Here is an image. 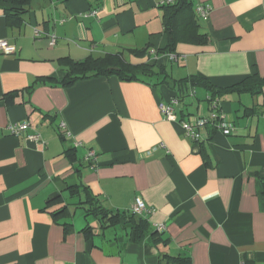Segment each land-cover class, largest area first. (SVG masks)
<instances>
[{"label":"crops","instance_id":"crops-1","mask_svg":"<svg viewBox=\"0 0 264 264\" xmlns=\"http://www.w3.org/2000/svg\"><path fill=\"white\" fill-rule=\"evenodd\" d=\"M159 2L31 0L7 16L13 5L0 0V38L16 46L0 52V264H164V254L188 264H264V88L213 96L232 129L209 127L194 141L182 123L209 115L211 91L178 86L190 75L218 88L264 77V0H191L177 23L186 39L169 52ZM198 3L211 6L206 18ZM106 54L169 75L153 76L162 81L154 85L113 74L61 84L60 58ZM160 102L172 105V119ZM19 122L27 129L11 134ZM89 195L122 212L141 198V216L165 245L86 215Z\"/></svg>","mask_w":264,"mask_h":264},{"label":"trees","instance_id":"trees-1","mask_svg":"<svg viewBox=\"0 0 264 264\" xmlns=\"http://www.w3.org/2000/svg\"><path fill=\"white\" fill-rule=\"evenodd\" d=\"M13 5V8L6 11L7 16L14 15L16 13H22L28 8V4L31 0H4ZM90 6H96L100 4L101 0H88ZM168 12L164 15V24L165 30L169 35V44L162 49V51H172L175 45V42L179 39H186V33L180 34V30L177 25L178 20L181 18H186L190 16V6L191 0H176L172 5H164ZM13 11V13L10 12ZM193 25V24H192ZM192 25H188L192 26ZM192 28V27H190ZM188 32V30H187ZM61 65L66 67V73L61 84L69 85L74 83L79 79L89 78L99 75H116L124 80H143L148 84H156L165 81V77L169 74L164 68H153V65L140 63V64H130L125 62L120 54H106L103 57H92L88 56L81 60H73L68 57H63L59 59ZM164 75L162 81L155 82L153 84V76ZM188 82L191 86H202L210 89L211 96L209 95V100L214 99L213 96L221 95L224 92L235 90V91H249L251 93H259L264 88V77L259 75L249 76L243 79L240 83L232 85L228 88H218L212 85L206 78L200 77L198 75H190L188 78H182L178 80V86L180 90H185ZM220 109V107H219ZM216 129L212 125L207 128ZM90 198L86 200L88 206L86 208V215L91 214L94 217L98 218V221L102 225L104 223L114 224L122 222L124 225L129 224L133 229L135 238L143 237L145 234L149 233L153 237V242L158 246V243L162 242V245H165L166 238L163 237L162 233H159L157 230H149V224L145 218L141 215H137L132 212H122V211H113L106 209L101 205H94L96 202L92 195H89ZM86 227L85 229H88ZM162 257L166 258L164 264H188L189 261L186 257L182 256H169L164 254Z\"/></svg>","mask_w":264,"mask_h":264},{"label":"built area","instance_id":"built-area-1","mask_svg":"<svg viewBox=\"0 0 264 264\" xmlns=\"http://www.w3.org/2000/svg\"><path fill=\"white\" fill-rule=\"evenodd\" d=\"M176 2V0H160L161 5H172ZM195 10L197 14H199L201 17L206 18L211 10V6L208 3H198L195 7ZM37 34V32H36ZM50 43L53 44L55 41V35L50 36ZM16 51V46L9 41L5 39L0 38V52L9 54L14 53ZM168 57L171 60L177 61L179 59V56L176 54H169ZM211 103V111L209 115L204 116H198V117H192L190 120H186L182 123V128L184 131V134L194 140L199 141L205 138L207 127L212 125L216 128V130L221 131L223 134H229L232 129V124L228 122L223 115V113L219 109V100L217 98H214L210 100ZM160 111L163 113L164 117L167 119H172L173 115V107L171 104L160 102L158 104ZM28 127V124L26 122H19V123H12L9 124L7 129L11 134L19 135L20 133L24 132ZM31 140H39L40 135L38 133H32L28 134L27 136ZM94 156L93 151H88L85 159L89 160ZM146 205L144 201L136 197L133 200V203L131 205V212L135 213L137 215H141L144 211H146ZM156 228L158 230L163 229V224H157Z\"/></svg>","mask_w":264,"mask_h":264},{"label":"rangeland","instance_id":"rangeland-1","mask_svg":"<svg viewBox=\"0 0 264 264\" xmlns=\"http://www.w3.org/2000/svg\"><path fill=\"white\" fill-rule=\"evenodd\" d=\"M75 209V208H74ZM81 211V209L79 208V209H77V212H80Z\"/></svg>","mask_w":264,"mask_h":264}]
</instances>
